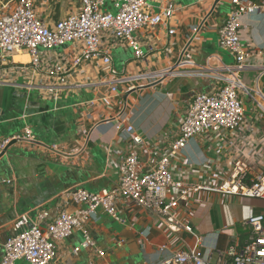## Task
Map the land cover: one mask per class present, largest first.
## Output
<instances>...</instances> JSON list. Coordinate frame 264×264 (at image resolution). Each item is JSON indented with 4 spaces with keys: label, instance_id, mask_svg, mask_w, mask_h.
<instances>
[{
    "label": "built area",
    "instance_id": "built-area-1",
    "mask_svg": "<svg viewBox=\"0 0 264 264\" xmlns=\"http://www.w3.org/2000/svg\"><path fill=\"white\" fill-rule=\"evenodd\" d=\"M9 1L13 3L12 9L0 12V60L4 63L10 58L7 66H0V85H16V79L24 78L20 83L23 88L50 96H56L61 89L102 86L105 92L98 91L99 98L108 102L111 109L123 94L146 89L150 81L197 78L213 82V87L194 93L175 138L152 163L144 159L145 139L141 133L124 117L117 116L114 128L125 145L118 162L117 188L101 192L77 189L67 193L61 201L64 205L71 202L85 206L79 214L60 209L49 221L47 210L20 215L12 225L16 234L3 245L0 264H16L20 260L26 264H49L56 257L57 247L75 231L81 232L83 241L73 248L74 255L85 250L103 256L85 224L96 217L97 210L115 216L117 196L188 232L191 228L179 222L177 209L191 194L264 198V51L246 46L240 35L246 16L264 17V0H227L231 11L217 30V42L232 56V64L214 65L211 57L202 65L184 59L164 70L135 74L118 70L112 52L124 47L131 50L135 59H143L146 54L142 34L159 29L174 36L173 21L180 7L173 0L166 1L156 12L148 0H76V8L52 24L39 14L37 0ZM21 53L28 56L29 62L13 60V55ZM90 68H100L102 78H93L87 71ZM246 72L254 73L249 84L243 77ZM78 75L79 83H71L69 77ZM244 97L249 99L255 114L250 120L245 117ZM77 126L76 132H80L79 122ZM206 134L217 135L221 142L229 144L232 160L225 177L214 185L175 180L172 158L181 156L189 142ZM14 140L34 141V135L26 127L10 137L0 138V155ZM78 142L47 146L43 156H80L86 145ZM245 224L249 228L248 239L240 250L231 247L227 251L229 260L213 263L196 250L170 252L163 245L159 249L161 258L152 264H264V215H254Z\"/></svg>",
    "mask_w": 264,
    "mask_h": 264
},
{
    "label": "crops",
    "instance_id": "crops-1",
    "mask_svg": "<svg viewBox=\"0 0 264 264\" xmlns=\"http://www.w3.org/2000/svg\"><path fill=\"white\" fill-rule=\"evenodd\" d=\"M166 1L148 0V3L156 12ZM173 1L180 7L173 21L176 34L168 36L159 29L142 34L145 57L135 59L131 52L121 69L133 74L159 71L184 59L202 65L210 57L214 59V65L231 64L232 56L217 42V30L231 11L228 1ZM36 4L39 14L48 24L64 18L76 8L71 0H37ZM12 7L11 1L0 0V12ZM240 35L246 46L264 51V17L258 14L246 16ZM118 49H122L123 54L131 51L124 47ZM13 60L29 62L25 53L13 55ZM87 71L93 78H102L100 68ZM77 77H69V80L79 83L81 77ZM243 77L249 84L254 73L246 72ZM15 82L17 86H14L26 90L21 86L24 78ZM150 82L146 89L123 94L112 109L108 102L106 105L99 98L98 91L101 94L105 92L102 86L61 89L56 96L39 90L28 91L35 93L37 103L54 109L59 115L52 123V131L50 129L48 135L45 132L46 138L34 135L36 143L31 141L17 146L22 150V156L18 157L16 170L8 174L0 171V260L5 239L12 232L18 215L47 210L49 217L46 221H49L60 209L79 214L85 206L71 202L64 205L61 199L67 193L77 189L101 192L117 188L118 162L125 150L114 128L117 116L124 117L141 133L145 139L144 159L152 163L166 152L175 138L194 93L210 91L213 87V82L197 78L174 77L160 83ZM243 101L246 112H250L249 117L246 113L245 117L250 120L255 115L251 103L245 97ZM78 122L80 132H76ZM75 141L86 145L80 156H43V149L47 146ZM231 157L229 144L221 142L219 136L206 134L196 137L181 156L172 158L174 179L218 184L229 170ZM115 206V216L97 210L96 217L85 224L86 231L95 247L102 250L103 256L85 250L74 255L73 248L83 241L81 232L75 231L57 247L56 257L49 264H152L161 258L159 249L163 245L170 252L196 250L213 263L229 260L227 251L231 247L240 250L248 239L249 228L245 224L248 218L264 215V198L198 192L181 202L177 209L179 222L191 228L188 232L182 227L166 224L119 196L115 199ZM16 264L26 262L20 260Z\"/></svg>",
    "mask_w": 264,
    "mask_h": 264
},
{
    "label": "water",
    "instance_id": "water-1",
    "mask_svg": "<svg viewBox=\"0 0 264 264\" xmlns=\"http://www.w3.org/2000/svg\"><path fill=\"white\" fill-rule=\"evenodd\" d=\"M9 62L10 58H6L4 63L0 60V66L8 65ZM32 93L14 85H0V138L10 137L14 133L21 132L25 127L30 128L33 135L46 138L45 132L48 135L52 123L59 114L54 109L37 103L34 100L35 93ZM30 142L14 140L7 145L0 155V171L3 174L17 169L18 157L22 156V150L17 149V146ZM15 234L16 232L12 231L5 239V243Z\"/></svg>",
    "mask_w": 264,
    "mask_h": 264
},
{
    "label": "rangeland",
    "instance_id": "rangeland-1",
    "mask_svg": "<svg viewBox=\"0 0 264 264\" xmlns=\"http://www.w3.org/2000/svg\"><path fill=\"white\" fill-rule=\"evenodd\" d=\"M72 1V4L75 5L76 4V0H71ZM108 6V4H107ZM106 6V7H107ZM116 12V9H112V13L115 14ZM131 55V51H128L126 54H123L122 53V49H117L115 51H113V58H114V64H115V67L118 69V70H121L122 68V64H123V61L125 59H127L128 57H130ZM120 56L122 57V59L120 58ZM232 64V63H231ZM249 105V103L247 104ZM249 111L246 112V116L249 117Z\"/></svg>",
    "mask_w": 264,
    "mask_h": 264
},
{
    "label": "bare ground",
    "instance_id": "bare-ground-1",
    "mask_svg": "<svg viewBox=\"0 0 264 264\" xmlns=\"http://www.w3.org/2000/svg\"><path fill=\"white\" fill-rule=\"evenodd\" d=\"M19 59H20V58H15V60H19ZM20 60H23V61H24V60H25V58H24V59L22 58V59H20Z\"/></svg>",
    "mask_w": 264,
    "mask_h": 264
}]
</instances>
